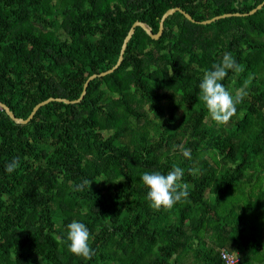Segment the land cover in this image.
<instances>
[{"label":"trees","instance_id":"trees-1","mask_svg":"<svg viewBox=\"0 0 264 264\" xmlns=\"http://www.w3.org/2000/svg\"><path fill=\"white\" fill-rule=\"evenodd\" d=\"M262 1L0 0V100L27 118L51 96L80 97L116 64L136 20L157 32L171 7L200 21ZM225 53L244 67L226 88L251 77L226 126L199 99ZM173 165L189 195L156 211L140 177ZM84 179L91 188L74 190ZM73 220L90 230L91 260L69 251ZM220 248L264 264V6L207 24L177 11L159 39L138 26L121 65L80 102L50 101L27 123L0 109V264H225Z\"/></svg>","mask_w":264,"mask_h":264},{"label":"clouds","instance_id":"clouds-1","mask_svg":"<svg viewBox=\"0 0 264 264\" xmlns=\"http://www.w3.org/2000/svg\"><path fill=\"white\" fill-rule=\"evenodd\" d=\"M239 76L243 71V65L239 64L231 53H225L219 63L213 64L211 70H206L199 85V99L204 103L208 115L217 125H228L233 117L237 115V106L242 104L249 95L248 86L251 77L243 81L242 86L230 91L224 86V81L229 72ZM171 75V74H170ZM176 148L186 157H190V150L183 144ZM19 158H13L6 166L5 171L13 173L19 167ZM199 169L193 168L189 173L197 175ZM184 169L173 165L166 174L159 171L144 172L140 179L147 188V200L156 211L161 209L170 211L176 204L184 201L189 195V185L183 182ZM92 181L84 179L81 184L76 185V191H82L85 186L91 188ZM67 242L69 251L84 260H91L95 251L91 247L92 235L86 224L73 220L67 225ZM63 242V241H61Z\"/></svg>","mask_w":264,"mask_h":264},{"label":"water","instance_id":"water-1","mask_svg":"<svg viewBox=\"0 0 264 264\" xmlns=\"http://www.w3.org/2000/svg\"><path fill=\"white\" fill-rule=\"evenodd\" d=\"M264 6V0L259 3L256 7H254L253 9H251L249 12H227V13H223V14H218L216 16H213L212 18H209V19H205V20H196L189 12H187L186 10H184L181 6H176V7H171L169 8L161 17V20H160V26H159V30L157 32H154L153 31V27L151 25H149L148 23H146L145 21H142V20H136L133 25L131 26L128 34L126 35L124 41H123V44H122V48H121V51H120V55H119V58L116 62V64H114L111 68L105 70V71H102L100 73H93L91 74L87 80L85 81V84H84V88H83V91L80 95V97L76 98V99H69V98H66V97H54V96H51L45 100H42L40 102H38L32 112L30 113V115L27 117V118H23V117H19L15 114V112L11 109V107L0 100V109H4L7 114L17 123H27L29 122L33 117L34 115L36 114L37 110L47 104L48 102L50 101H63L65 103H78L80 102L84 95L86 94L87 92V88L90 84V82L97 78L98 76H104V75H107L111 72H113L116 68H118L121 63L123 62V59H124V54H125V51H126V48H127V45H128V42L130 41L131 37L133 36V34L135 33V30L138 26H141L152 38L154 39H159L161 37V35L163 34V31H164V27H165V20L167 19V17L177 11H180L182 12L189 20L193 21V22H197V23H202V24H207V23H211L217 19H220V18H225V17H229V16H245V15H249V14H253L255 13L256 11H258L259 9H261L262 7Z\"/></svg>","mask_w":264,"mask_h":264},{"label":"built area","instance_id":"built-area-1","mask_svg":"<svg viewBox=\"0 0 264 264\" xmlns=\"http://www.w3.org/2000/svg\"><path fill=\"white\" fill-rule=\"evenodd\" d=\"M219 251L225 264H242L236 251H230L227 248H220Z\"/></svg>","mask_w":264,"mask_h":264},{"label":"rangeland","instance_id":"rangeland-1","mask_svg":"<svg viewBox=\"0 0 264 264\" xmlns=\"http://www.w3.org/2000/svg\"><path fill=\"white\" fill-rule=\"evenodd\" d=\"M191 255V254H190Z\"/></svg>","mask_w":264,"mask_h":264}]
</instances>
